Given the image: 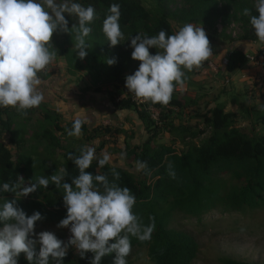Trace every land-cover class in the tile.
Returning a JSON list of instances; mask_svg holds the SVG:
<instances>
[{"label":"rangeland","instance_id":"rangeland-1","mask_svg":"<svg viewBox=\"0 0 264 264\" xmlns=\"http://www.w3.org/2000/svg\"><path fill=\"white\" fill-rule=\"evenodd\" d=\"M59 2V0H58ZM207 0H143V4L149 10H156L162 6L165 8L174 33L185 23H195L203 26L208 36L213 55L203 62L199 69L191 72L185 71L187 80L183 89L176 87V96L180 99L194 101L192 107L186 109L172 108L165 113L167 119L162 121V110L149 106L148 113L158 124L174 126H191V130L205 129L204 115L216 105H223L226 111L238 115L237 126L250 128L255 124L254 119L249 120L243 114L244 109L264 104V43L258 41L250 22L243 15V9L255 10L256 0H217L216 7L223 10L222 13H214L208 10L203 16L192 15L196 11L194 7L202 6ZM207 12V11H206ZM205 12V13H206ZM257 12V11H256ZM95 29V28H94ZM124 38L116 46H111L102 28L95 31V37L86 42L91 45L86 49L87 56L80 59L77 53L70 56L66 48L74 47V36L59 31L53 34L51 43L57 51V56L45 70L38 73L42 83L39 89L43 91L45 100L39 107L32 108L27 118H16L15 123L21 129L22 140L19 148L9 144V134L1 136L13 154L25 155L31 159L30 169L42 170V163L47 162L48 167L57 170L63 163L65 150L58 149L51 152L47 148V140L37 135L41 134L42 127L46 126L55 130V121L46 122L44 116L46 110L59 114L58 123L65 127L69 122L79 118L94 130L97 127L109 128L112 133L87 141L81 135L70 137L55 131L62 136L64 147L90 146L95 148L96 159L102 158L103 152L111 156L109 164L113 167H122L139 176L141 171H136L131 160L127 157L126 147L141 145L149 136L145 126L133 109H118L112 102V97L117 101L131 98L133 101L145 103L130 93L125 87V78L134 74L139 68V61L131 57L133 49L130 47L131 37L137 34L127 32L121 27ZM73 40V41H71ZM233 49H240L248 55V61L241 69L234 73L225 72V62L228 54ZM96 50L118 51L124 58L123 80L114 82L107 68L99 65L95 56ZM157 49L150 48L152 55ZM253 57L254 60L249 58ZM168 109H170L168 107ZM17 112V110L15 109ZM18 113V112H17ZM257 126L258 133H262L261 126ZM199 138L195 143H200ZM188 141V142H187ZM156 144L171 145L178 153L188 146L191 140L184 139L179 132H171L163 127L155 140ZM126 153L125 158H120L121 153ZM223 183H237L230 175L221 177ZM35 178L24 180L25 186H30ZM44 187L19 199V206L28 207V202H42L45 194ZM56 215L52 220L38 221L34 233L29 239L37 240L35 249L38 252L40 245L38 234L49 231L65 243L71 237L70 226L59 228V222L66 218L67 210L62 212L54 210ZM59 212V215L57 214ZM170 228L185 232L193 236L199 245V256L194 264H224L225 260H235L249 264H264V211L255 210L246 213L212 211L201 218L185 214L175 215L170 220ZM131 236V235H130ZM75 258L79 253L73 246H69L68 252ZM26 258L23 253L18 257V264ZM130 264H153L145 243L131 246V252L127 257Z\"/></svg>","mask_w":264,"mask_h":264},{"label":"trees","instance_id":"trees-1","mask_svg":"<svg viewBox=\"0 0 264 264\" xmlns=\"http://www.w3.org/2000/svg\"><path fill=\"white\" fill-rule=\"evenodd\" d=\"M217 0H207L202 6L192 12L201 17L207 14L210 9L214 13H222L223 10L216 7ZM87 7L93 6L96 10V18L89 25L92 32L89 38L95 37V31L102 28L103 21L109 14L108 9L112 4L120 5V27L129 33L145 34L154 36L160 30H165L168 35L174 34L172 25L167 16L165 8L160 6L156 10H149L143 4V0H74ZM207 11V12H206ZM206 12V13H205ZM252 15L258 17L259 13L251 11ZM68 26L71 28L77 22L75 16L65 14ZM248 22L250 18L245 17ZM95 28V29H94ZM70 38L74 36L69 34ZM73 41V40H71ZM75 41V39H74ZM73 41V42H74ZM70 56L76 50L68 47L65 49ZM95 56L99 65L107 68L114 82L123 80L124 58L118 51L96 50ZM108 59H115L114 65L107 63ZM248 61V55L240 50L233 49L229 52L225 62V72L234 73L242 68ZM112 102L118 109H133L145 126L149 134L148 138L137 146H127V157L136 166L137 161L147 163V169L142 170L139 176L130 170L122 167H113L109 163L104 167H99L98 159H94L92 165L85 171L92 174L106 175L109 181H113L112 170L120 174V179L115 181L121 187H128L136 197L133 213L141 217L145 225L150 223L149 217L155 218V230L149 241L141 242L136 237L129 236L131 246L145 243L148 246L149 257L153 264H194L199 256V245L196 239L181 231L169 227L171 218L178 214H185L192 217L201 218L212 211L246 213L248 211H264V104L252 106L242 112L249 120L254 119L255 124L262 127L263 132L258 133L257 126L250 128L238 127V115L231 111H226L223 105H216L204 117L205 129L199 131L191 130V126H174L166 123L158 124L148 113L147 107L152 106L162 110V121L167 119L166 112L172 108L186 109L192 107L194 101L180 99L176 96L174 89L172 98L167 105L152 104L151 102L138 103L131 98L117 101L112 97ZM168 107L170 109H168ZM27 115L31 109L26 110ZM12 107H0V138L9 134L8 143L19 148L22 140L21 129H18L15 119L23 116ZM46 122L55 121V130L46 126L42 127L41 134L37 135L47 140V148L53 152L64 149L62 168H66L67 176L64 182L71 184L72 179L78 176L79 171L74 163L68 160V154L79 155L82 147H64L62 135H67V131L72 128V122L65 127L58 123L59 114L55 111L46 110L44 116ZM169 128L171 132H179L184 139L191 140L188 146L181 153H178L171 145L156 144L162 128ZM107 133H112L109 128L97 127L91 130L84 123L82 135L87 141L97 139ZM202 138L200 143H195ZM188 142V141H187ZM19 145V146H18ZM13 154L4 141H0V186L5 182L14 183L18 177L23 180H32L40 176L50 177L57 170L55 167H48L46 160L42 163L41 172L30 169L31 159L20 154ZM173 166L176 178L173 179L168 174V165ZM150 171V175L148 172ZM230 175L237 183H223L221 177ZM46 193L42 202H28V207L19 206L27 216L35 212L41 213L42 219L52 220L56 215L54 210L62 212L67 210L63 203V189H57L54 184L43 188ZM21 197H19L20 199ZM15 199V194L0 190V205L5 200ZM59 215V212H57ZM0 227H3L0 224ZM123 235V233H122ZM114 241H110L112 243ZM114 253L102 258L101 264H112ZM50 264H55L51 258ZM93 253L88 252L82 259L79 255L75 258L67 253L62 264H90ZM127 259V258H126ZM21 264H29L26 258L21 260ZM130 264V263H128ZM224 264H249L246 262L225 260Z\"/></svg>","mask_w":264,"mask_h":264},{"label":"clouds","instance_id":"clouds-1","mask_svg":"<svg viewBox=\"0 0 264 264\" xmlns=\"http://www.w3.org/2000/svg\"><path fill=\"white\" fill-rule=\"evenodd\" d=\"M255 10L258 17L252 15L249 8L243 9V15L250 18L251 27L258 41L264 43V0H256ZM109 14L103 21L102 31L110 42L116 46L124 38L119 24L120 5L112 4ZM68 16H75L77 22L68 26ZM96 18L93 6L87 7L74 0H0V107H12L17 112L27 115L28 109L36 108L45 100L39 89L42 81L38 73L45 70L55 60L57 51L51 40L57 31L74 34V47L82 60L90 48L86 37L92 32L89 25ZM131 57L139 61V68L134 74L125 78V87L134 96L152 104L167 105L174 89H183L187 76L185 71L199 69L203 62L213 55V50L203 26L185 23L174 34L168 35L160 30L157 35L137 34L131 37ZM157 49L155 55L149 49ZM111 66L115 59H108ZM84 121L77 118L72 128L67 131L70 137L82 135ZM98 159L99 167L109 163L111 156L103 152ZM126 153H121L123 160ZM96 159L95 148L82 146L79 155L68 154L79 171L72 183L64 182L66 168H60L50 177L40 176L30 186H25L23 177L14 183L5 182L0 186L3 192L15 194V199L5 200L0 205V264H18V257L23 253L29 264H62L69 246L75 247L83 259L88 252L93 253L90 264H101L102 258L115 254L112 264H128L131 252L129 236L145 242L151 239L155 230V218L149 217L145 225L138 215L133 213L136 197L128 187H121L115 181L120 174L112 170L113 181L106 175L86 172ZM147 169V163L136 162V171ZM150 175V171L148 172ZM168 174L176 178L171 164ZM54 184L63 189V203L67 209L66 218L57 227L70 226L71 237L65 243L49 231L38 234L39 251L35 249L37 240L29 239L34 233L35 225L42 220L41 213L31 216L19 207V197H26ZM123 233V235H122ZM110 241H114L109 243Z\"/></svg>","mask_w":264,"mask_h":264},{"label":"built area","instance_id":"built-area-1","mask_svg":"<svg viewBox=\"0 0 264 264\" xmlns=\"http://www.w3.org/2000/svg\"><path fill=\"white\" fill-rule=\"evenodd\" d=\"M249 59H251V60H254V58H253V57H251V58H249Z\"/></svg>","mask_w":264,"mask_h":264},{"label":"crops","instance_id":"crops-1","mask_svg":"<svg viewBox=\"0 0 264 264\" xmlns=\"http://www.w3.org/2000/svg\"><path fill=\"white\" fill-rule=\"evenodd\" d=\"M226 74H228V73L226 72ZM84 123H85V121H84Z\"/></svg>","mask_w":264,"mask_h":264}]
</instances>
